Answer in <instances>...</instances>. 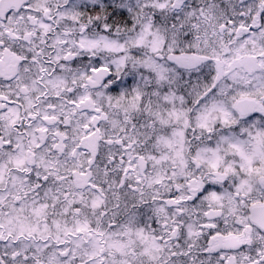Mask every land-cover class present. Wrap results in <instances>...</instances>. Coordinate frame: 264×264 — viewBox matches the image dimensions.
Instances as JSON below:
<instances>
[{
  "label": "snow or ice",
  "instance_id": "snow-or-ice-1",
  "mask_svg": "<svg viewBox=\"0 0 264 264\" xmlns=\"http://www.w3.org/2000/svg\"><path fill=\"white\" fill-rule=\"evenodd\" d=\"M0 264H264V0H0Z\"/></svg>",
  "mask_w": 264,
  "mask_h": 264
}]
</instances>
